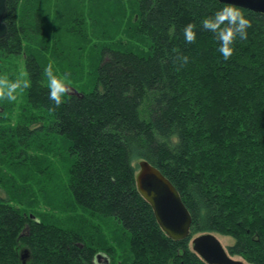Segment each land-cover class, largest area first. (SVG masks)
Returning <instances> with one entry per match:
<instances>
[{
    "label": "trees",
    "instance_id": "trees-1",
    "mask_svg": "<svg viewBox=\"0 0 264 264\" xmlns=\"http://www.w3.org/2000/svg\"><path fill=\"white\" fill-rule=\"evenodd\" d=\"M135 2L129 35L145 39L146 50L121 41L101 46L91 82L56 106L43 69L52 62L59 74L85 72L83 60L76 62L86 47L73 35L84 33L92 13H77L76 0H7L0 53L26 54L31 86L19 113L17 103L0 100L6 264H24L25 250V264H105L98 262L99 246L107 245L97 225L105 221L117 228L114 240L132 264H206L190 245L204 233L232 237V257L264 264V15L242 9L252 20L248 38L224 60L200 21L225 4ZM190 22L197 24L193 43L182 31ZM141 161L179 191L192 217L190 238L173 241L159 227L137 190Z\"/></svg>",
    "mask_w": 264,
    "mask_h": 264
},
{
    "label": "rangeland",
    "instance_id": "rangeland-1",
    "mask_svg": "<svg viewBox=\"0 0 264 264\" xmlns=\"http://www.w3.org/2000/svg\"><path fill=\"white\" fill-rule=\"evenodd\" d=\"M76 2L79 6V10L76 9L77 13L81 11V13L85 12L86 14H90L89 11H91L92 15L96 13H98V15H96V18H93V20L90 19L92 15H86L85 25L84 27L82 26V29L85 30L84 33H82V35L80 36L73 35L76 40H79V44H83L86 47L84 56L81 57L80 60L76 62V64L80 63L81 60H83L84 64L87 66V69L83 74L78 73L76 70H68L67 75L73 82L70 92H74L75 88H80L82 84H89L91 82L92 78L94 77L92 73L94 61L93 59L96 52H98V49H100L101 46H116L117 43L121 41L127 46H133V48L135 49L139 48L141 50H146L149 44L141 36L137 35L135 37L133 35H129V32L133 30L132 24L135 25L138 18V15L135 13L137 7V3L135 2V0H76ZM103 4H108V7L106 8L108 14L102 13L105 10ZM66 36H68L69 38L70 35ZM82 36H84V38ZM68 38H65L64 43H66ZM26 57V54H23L22 56L8 57L7 55L0 53V79H5L9 82H14L17 84V89L15 92L17 98L15 101H11L12 105H15V103H17V107L15 108L16 113H19L25 102L24 94L22 93L25 90L24 82L30 81L26 69ZM66 63L71 64L70 59ZM77 79L81 80L82 82L76 83L75 80ZM26 88L29 89V87ZM1 112H3V109L0 106V114ZM8 116L9 112L6 111L3 113L1 118H5L6 120L8 119ZM97 225L102 231L101 234L105 237V239L102 240L104 244H106L107 247L113 246L118 250V253L113 254V258V256H111L108 251L109 249H105L107 247H104L103 245L99 246V250L103 249L101 253H106L110 256V258L107 256L110 261L109 263L132 264L133 256L129 254L128 249H125L122 252L117 246L118 243H116L114 240L115 237L113 234L117 233V228H115L114 224L105 221L104 224L97 223ZM198 235L199 234H196L192 236V238H195ZM215 235L227 251L236 243V241L232 237L219 234ZM95 241L97 242L98 239L95 238ZM190 245L191 247H193L191 243ZM2 253V239L0 236V257ZM233 258L244 262V264H248L243 257L233 256ZM103 262L104 259H101V263ZM0 264L6 263L5 261L0 260Z\"/></svg>",
    "mask_w": 264,
    "mask_h": 264
},
{
    "label": "water",
    "instance_id": "water-1",
    "mask_svg": "<svg viewBox=\"0 0 264 264\" xmlns=\"http://www.w3.org/2000/svg\"><path fill=\"white\" fill-rule=\"evenodd\" d=\"M218 1L222 4L226 2V0ZM227 2L246 11L264 15V0H227ZM6 11L7 0H0V40L8 33V27L4 22ZM138 167L137 190L151 206L161 230L173 241L190 238L192 217L177 188L149 162L141 161ZM191 244L193 252L206 264H244L234 259L213 233L199 234L191 238ZM20 258L25 264L29 258L28 251H22ZM101 259H104L105 264H109L105 254L98 255V262H101Z\"/></svg>",
    "mask_w": 264,
    "mask_h": 264
},
{
    "label": "clouds",
    "instance_id": "clouds-1",
    "mask_svg": "<svg viewBox=\"0 0 264 264\" xmlns=\"http://www.w3.org/2000/svg\"><path fill=\"white\" fill-rule=\"evenodd\" d=\"M200 25L204 30L214 34V38L218 42L217 51L224 60H228L235 51L236 42L248 38V29L252 26V20L241 8L233 6L226 0L225 5L217 9L214 14L204 16ZM196 29V22H190L183 28L184 40L187 43L197 40ZM188 59V56L180 57L183 63H187ZM43 76L49 99L54 101L56 106L66 102L73 83L69 76L66 73L59 74L55 71L52 62L44 67ZM24 87H30V81H25ZM16 89V83L0 79V100L15 101L17 98Z\"/></svg>",
    "mask_w": 264,
    "mask_h": 264
}]
</instances>
